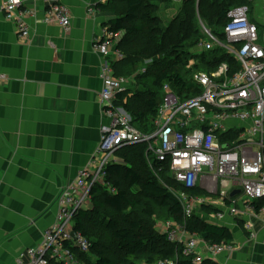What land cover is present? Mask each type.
Wrapping results in <instances>:
<instances>
[{
  "label": "built area",
  "instance_id": "1",
  "mask_svg": "<svg viewBox=\"0 0 264 264\" xmlns=\"http://www.w3.org/2000/svg\"><path fill=\"white\" fill-rule=\"evenodd\" d=\"M42 9L27 6L28 0H0V17L15 25L22 40L30 39L35 25L59 26L71 30L69 8L63 0H35ZM186 0H173L182 7ZM196 18L203 39L190 52L187 77L193 97L184 99L169 85L157 110L151 133L134 126V117L125 105L135 96V79L117 76L115 65L125 60L119 48L124 34L104 24L94 39V51L102 58L99 103L106 122L91 165L78 178L61 187L55 200V221L43 233L39 244L28 247L18 264H83L80 255L92 249L90 240L76 229L81 212L92 206V190L106 187L108 169L117 164V154L129 147L145 145L150 167L167 170L181 190L173 191L182 205L184 221L159 222L161 235L176 248L178 256L193 258V264L230 254L233 245H210L188 230L186 220L200 217L207 224L223 226L230 218L242 222L255 235V220H263L264 207V0L232 8L228 22L213 29L202 19L196 0ZM97 10L88 7V14ZM217 67L196 69L202 57ZM146 69L139 74L145 75ZM129 94L126 98H121ZM198 190L203 196L190 195ZM185 190V191H184ZM235 191L240 195L231 198ZM218 206H220L218 208ZM207 209L212 211L207 212ZM223 223V224H222ZM177 256V257H178ZM213 260V259H212ZM147 264V263H146ZM150 264H178V258Z\"/></svg>",
  "mask_w": 264,
  "mask_h": 264
},
{
  "label": "crops",
  "instance_id": "2",
  "mask_svg": "<svg viewBox=\"0 0 264 264\" xmlns=\"http://www.w3.org/2000/svg\"><path fill=\"white\" fill-rule=\"evenodd\" d=\"M106 1L63 0L71 30L29 19L27 40L0 17V264H18L26 248L39 244L54 222L59 189L96 154L106 119L99 103L102 58L93 45L113 16L90 15L88 7ZM27 6L38 14L42 9L35 0ZM254 226L253 236L230 218L222 227L232 232L234 250L205 257L217 264H264L263 220Z\"/></svg>",
  "mask_w": 264,
  "mask_h": 264
},
{
  "label": "trees",
  "instance_id": "3",
  "mask_svg": "<svg viewBox=\"0 0 264 264\" xmlns=\"http://www.w3.org/2000/svg\"><path fill=\"white\" fill-rule=\"evenodd\" d=\"M172 3L173 0H107L93 6L97 12L112 15L107 26L124 34L119 48L125 60L120 66L116 64V74L133 77L137 94L120 97H128L125 107L134 117V126L143 133L154 129L153 121L163 102L166 85L181 96L186 94L184 99L194 96L187 88V77L192 73L188 69L189 52L203 39L196 18L197 1L186 0L176 20L162 27L155 9ZM247 4L249 0H200L198 10L207 25L219 30L227 24L232 8ZM206 58H200L203 64L195 68L217 67L215 62L205 61ZM142 69H146L145 75L139 74ZM117 155L122 163L111 165L107 178L115 193L96 186L92 190L91 208L81 212L76 222V229L92 241V251L99 256L92 261L88 255L80 257L86 264H137L139 256H143L147 264L176 258L178 264H193V258L176 255V248L164 235L156 233L152 224L153 219L184 221L182 205L172 192L181 190V186L168 177L167 170L161 171L162 166L155 165V170L150 167L145 145L122 149ZM186 192L203 196L194 189ZM256 206L258 210L263 208L264 199ZM186 225L210 245L234 244V236L226 227L209 225L198 216L186 220ZM102 231L114 237L123 262H115L105 256L103 250L98 251ZM203 264L217 263L208 259Z\"/></svg>",
  "mask_w": 264,
  "mask_h": 264
},
{
  "label": "rangeland",
  "instance_id": "4",
  "mask_svg": "<svg viewBox=\"0 0 264 264\" xmlns=\"http://www.w3.org/2000/svg\"><path fill=\"white\" fill-rule=\"evenodd\" d=\"M181 8L182 7H178L177 5H175L173 3L170 6H162L158 10L155 9V16L159 18V20L161 22V26L166 28L167 26H170L176 20V18L181 14V12H180ZM107 213L111 215V212H107ZM54 221H55V219H54ZM159 222H161V221H158L156 219L152 220L154 230L158 234H160V232L162 231V229L158 226ZM95 230H96V228L93 229V232ZM102 234H103L102 235L103 239L101 240V243L99 242L100 245L98 247V251L103 250V252H105V256L109 257L110 259L114 260L115 262H118V263L123 262V259L119 255V251L117 248L118 243L116 242L114 237L110 233H106V232L103 233V231H102ZM90 242H91V244H93L91 240H90ZM87 255H88L89 260H91V261L95 260L99 256V254H97L96 251H92V249L90 250L89 253H87ZM139 257L140 258L138 259L137 264H146V262L144 261V257L143 256H139ZM83 264H86L84 260H83ZM126 264H127V262H126Z\"/></svg>",
  "mask_w": 264,
  "mask_h": 264
},
{
  "label": "water",
  "instance_id": "5",
  "mask_svg": "<svg viewBox=\"0 0 264 264\" xmlns=\"http://www.w3.org/2000/svg\"><path fill=\"white\" fill-rule=\"evenodd\" d=\"M239 194H240V192H239V191H236V192H234V193L231 195V198H234V197L238 196Z\"/></svg>",
  "mask_w": 264,
  "mask_h": 264
}]
</instances>
